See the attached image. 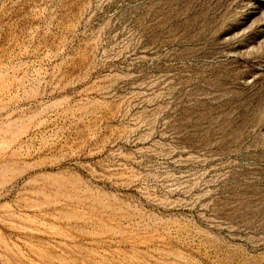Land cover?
Returning a JSON list of instances; mask_svg holds the SVG:
<instances>
[{
  "label": "rangeland",
  "instance_id": "374dc122",
  "mask_svg": "<svg viewBox=\"0 0 264 264\" xmlns=\"http://www.w3.org/2000/svg\"><path fill=\"white\" fill-rule=\"evenodd\" d=\"M0 264H264V0H0Z\"/></svg>",
  "mask_w": 264,
  "mask_h": 264
}]
</instances>
